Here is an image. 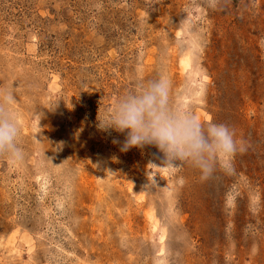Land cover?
I'll use <instances>...</instances> for the list:
<instances>
[{
    "label": "rangeland",
    "instance_id": "374dc122",
    "mask_svg": "<svg viewBox=\"0 0 264 264\" xmlns=\"http://www.w3.org/2000/svg\"><path fill=\"white\" fill-rule=\"evenodd\" d=\"M161 73L244 142L227 170L98 127ZM0 92V264H264V0H0Z\"/></svg>",
    "mask_w": 264,
    "mask_h": 264
},
{
    "label": "clouds",
    "instance_id": "9594fccd",
    "mask_svg": "<svg viewBox=\"0 0 264 264\" xmlns=\"http://www.w3.org/2000/svg\"><path fill=\"white\" fill-rule=\"evenodd\" d=\"M172 89V81L163 73L139 82L116 100L98 127L127 133L121 151L154 146L163 154L162 164L175 168L187 162L201 179H208L217 164L227 170L234 156L245 151L244 142L224 124H202ZM14 103L11 92H0V155L19 160L21 128L11 110Z\"/></svg>",
    "mask_w": 264,
    "mask_h": 264
}]
</instances>
